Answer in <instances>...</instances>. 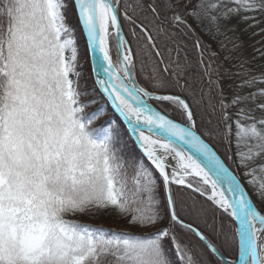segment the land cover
Returning a JSON list of instances; mask_svg holds the SVG:
<instances>
[{"label": "snow or ice", "instance_id": "1", "mask_svg": "<svg viewBox=\"0 0 264 264\" xmlns=\"http://www.w3.org/2000/svg\"><path fill=\"white\" fill-rule=\"evenodd\" d=\"M233 18L264 0H0V264H264V203L203 138L235 124L264 200V70ZM100 212L139 231L66 219Z\"/></svg>", "mask_w": 264, "mask_h": 264}, {"label": "trees", "instance_id": "2", "mask_svg": "<svg viewBox=\"0 0 264 264\" xmlns=\"http://www.w3.org/2000/svg\"><path fill=\"white\" fill-rule=\"evenodd\" d=\"M235 21H236V19H232L231 21H229L225 25V27L226 28L235 27V23H234ZM259 26H260V28H259L260 34L258 35L257 38H258V41L261 42V45L264 46V34L261 33V28H264V24H260ZM233 34L236 35V32L229 31L227 33L229 39H230L231 35H233ZM253 36H254L253 33L248 34L246 36L243 35L242 39L240 41H238V43H240L242 45V47L238 52L233 53V55L239 56L241 60L246 61L245 67L248 68L252 74L258 76V75H260L261 71L263 70L262 66L264 64V49L261 50V54H262L261 57L256 56L255 51L257 50V48L253 46V44L256 41H254L255 38H253L251 40V37H253ZM77 38H78V44L80 46L81 52L83 53L85 38L79 33V31L77 32ZM218 39H224V38L218 37ZM204 40L206 43H213L214 48L219 47L218 44H215L207 36H204ZM228 40L226 41V43L229 42ZM235 42H237V41L235 40ZM227 45L229 48L232 47V44H227ZM254 58H256V59L253 61ZM237 69H239V70L237 71ZM84 70H85V72H87V64L86 63H85ZM258 70H261V71H258ZM255 71H257V72H255ZM232 72H233V81H234L235 78L240 76V68L237 64H235V62H234ZM102 126L106 127L104 125V120H100L93 125V127L97 130L98 136L101 138L103 135ZM204 138H205V140H207V142H209L217 150L219 148V145L226 148L224 146V145H226V143H227L228 148L231 149L228 141L225 143V138L223 141H221L219 139L208 140L207 137H204ZM117 147H120V145H117ZM218 153L224 159V153H222L219 150H218ZM121 154L124 157V160L126 162H130L131 160L135 159L136 157H138L140 155L139 150L137 148L135 150H132V141H128V147L125 148ZM226 163L236 173V171L232 167V165L229 164L228 161H226ZM238 177H239V175H238ZM257 207H258V205H257ZM259 208H260V206H259ZM66 219H68L69 221H73V222H79V223H84L87 225H92L94 227H103L105 230L115 229L116 231H126L125 229H127L124 227V223L122 221H120L113 213H109V212H100V213L96 214L95 216H93V215H75V216L70 215V216H67ZM127 231L138 232L139 230L127 229Z\"/></svg>", "mask_w": 264, "mask_h": 264}, {"label": "rangeland", "instance_id": "3", "mask_svg": "<svg viewBox=\"0 0 264 264\" xmlns=\"http://www.w3.org/2000/svg\"><path fill=\"white\" fill-rule=\"evenodd\" d=\"M233 19H236V21L234 22L235 23V27H232V28H235L236 30L232 31V32H236V35H234V34L231 35L230 39L228 40L229 42L227 44H232L233 45V42H235V40L238 43V41H240L242 39L243 35L246 36L248 34L253 33L254 36L251 37V40L253 38H255L254 41H256L253 44V46L257 48L255 53H256V56L261 57L262 56L261 50L264 49V46L261 45V42L258 41V38H257L258 35L260 34V30H259L260 26L257 25L255 27H249L248 23H245L244 21H241L238 18H233ZM255 59L256 58H254L253 61ZM262 68L264 70V64H263ZM238 70L239 69H237V71ZM258 71H261V70H258ZM255 72H257V71H255ZM261 78H262L261 75L257 76L258 80H260ZM239 81H240V76L235 78V80L233 82H234V84H236V83H239ZM250 91H253V89H249V88H244L243 89V93L245 95H247ZM248 107L252 108L253 106L252 105H248ZM236 131L237 130H236L235 124H233L232 136H231L230 141H229V138H227V137L225 138V143L228 141L231 149L228 148L227 143H226V145H224L226 148H224L223 146L219 145L218 150L221 151L222 153H224V156H225V153H227V156L230 157V159H227L226 161H228V163L231 164L232 167L235 169L236 173L239 175V178L241 179V181L243 182V184L247 188L248 192L252 196V198H253L254 202L256 203V205H258L257 208L259 209V206H261V204L264 203V200H262L261 197H259L258 194L254 191V189L248 185V179L249 178L246 177L245 175H243L245 170H244V168L240 167V161L238 159V151H240L242 149H238L237 148V140L235 138ZM256 164L257 165L264 164V157H261V158L257 159ZM257 179L264 181V172H258L257 173ZM125 230L127 231V229H125Z\"/></svg>", "mask_w": 264, "mask_h": 264}, {"label": "water", "instance_id": "4", "mask_svg": "<svg viewBox=\"0 0 264 264\" xmlns=\"http://www.w3.org/2000/svg\"><path fill=\"white\" fill-rule=\"evenodd\" d=\"M85 38V37H84ZM207 142V141H206ZM137 149H138V147H137ZM215 149V148H214ZM139 150V149H138ZM218 155L220 156V154L218 153ZM221 157V156H220ZM222 158V157H221ZM223 159V158H222ZM226 165H227V163H226ZM228 166V165H227ZM229 167V166H228ZM230 168V167H229ZM230 170L235 174V172L230 168ZM236 175V174H235ZM237 176V175H236ZM237 180H238V182H240L241 184H242V187H244L245 188V186L243 185V183L241 182V180L239 179V177L237 176ZM227 188V185H225V189ZM246 189V188H245ZM246 191H247V189H246ZM248 192V191H247ZM249 194V193H248ZM250 195V194H249ZM251 197V196H250ZM251 199H252V197H251ZM253 200V199H252ZM254 202V201H253ZM254 206H256V204H255V202H254ZM257 207V206H256Z\"/></svg>", "mask_w": 264, "mask_h": 264}]
</instances>
